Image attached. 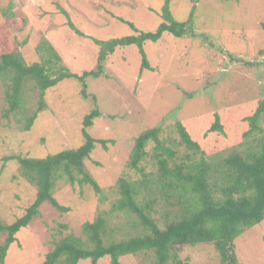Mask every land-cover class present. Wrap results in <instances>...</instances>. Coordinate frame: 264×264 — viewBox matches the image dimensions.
I'll return each mask as SVG.
<instances>
[{"label":"rangeland","instance_id":"obj_1","mask_svg":"<svg viewBox=\"0 0 264 264\" xmlns=\"http://www.w3.org/2000/svg\"><path fill=\"white\" fill-rule=\"evenodd\" d=\"M164 0H0V25L3 10L10 7L15 21L7 24L9 45L19 50L26 63L40 61L39 44L46 40L59 55V64L71 72L96 69L98 45L94 39L107 40L140 31H154L163 20ZM176 20L192 13V27L205 34L176 38L165 32L157 42L143 44L152 70H140V55L135 45L116 47L103 64V73L87 77V97L81 84L64 79L45 90L44 105L28 130L25 117L38 108V90L27 81L24 105L8 112L0 77V222L12 223L20 217L36 194L35 186L21 173L15 159L7 155L44 157L83 142V116L93 107L100 115L86 131L98 139H111L106 148L99 143L84 159V169L98 184L95 192L88 183L69 184L59 179L53 196L69 207L58 212L48 202L26 227L16 233L5 256V264H40L54 242L71 232L83 238L81 227L92 221L98 211L109 210L118 197L115 184L125 174L138 176L128 167L134 139L144 129L159 126V138L175 150V161L186 155L205 157L225 155L249 140L245 119L264 98V0H169ZM132 22L135 29L122 22ZM81 31L75 33L68 22ZM42 51L41 54H44ZM230 53L242 62L230 61ZM6 114V115H5ZM217 114L223 132L210 131ZM176 122L182 123L198 142V152L181 143ZM264 130V121H260ZM264 133V131H263ZM153 143L148 145V151ZM156 160L150 156L139 165L156 173ZM115 215H119L115 216ZM115 222L126 223L122 212H114ZM118 221V222H117ZM65 226V227H63ZM124 230L119 235H124ZM5 235L0 234V243ZM242 264H264V220L248 228L234 242ZM182 264H216L212 244L186 246L179 253ZM120 264H152L150 253L124 255ZM77 264H89L88 259ZM97 264H110L103 256Z\"/></svg>","mask_w":264,"mask_h":264},{"label":"trees","instance_id":"obj_2","mask_svg":"<svg viewBox=\"0 0 264 264\" xmlns=\"http://www.w3.org/2000/svg\"><path fill=\"white\" fill-rule=\"evenodd\" d=\"M192 13L185 20H176L170 12L169 0H164L160 12L163 20L154 31H140L137 35L107 40L94 39L98 45L96 69L79 74L58 63L59 55L46 40L36 50L40 53V61L26 63L21 52L11 48L7 41V24L14 22L15 16L10 7L5 8L0 25V77L5 85L4 99L8 112L13 113L24 105L23 92L27 81L33 83L39 97L38 108L24 118V130L30 128L43 107L45 90L62 80L73 78L79 81L81 95L86 98V78H97L103 73L104 61L116 47L135 45L140 55V70H152L144 42H157L165 32L176 38L205 39L204 33L196 32L192 27ZM121 21L135 29L132 22ZM68 26L84 36L70 21ZM42 51L45 53L41 54ZM228 56L232 62L254 65L230 53ZM99 115L95 106L83 116V142L76 148H65L44 157H2L3 162L15 159L19 163L22 175L35 186L36 194L20 217L9 224L0 222V234L5 235L0 243V264H5L7 249L16 241V233L38 214L42 203L48 202L58 212L69 210L53 196L59 179L71 185L88 183L95 192L101 191L84 169L83 162L96 143L106 148V143L113 142L111 139L93 138L86 131ZM245 119L249 128L244 137L250 139L238 144L240 148L223 156L214 154L208 158L202 152L198 157L186 155L185 160L178 162L175 161V150L160 140L159 126L142 130L134 139L128 161V167L138 178L121 175L115 184L118 197L109 210L98 211L92 221L82 224L83 238L71 232L59 237L40 264H77L82 259H88L89 264H97L103 256L109 257L110 264H120V257L139 253L152 254V264H182L179 253L184 247L202 243L213 245L218 256L216 264H242L235 252V239L264 220V130L260 126V121H264V98L256 102ZM175 126L181 143L198 152L199 144L186 127L180 122ZM209 130L223 132L217 114H214ZM150 142L153 143L151 155L147 150ZM147 156L156 160L155 174L146 173L145 168L139 165ZM114 212H122L127 222H119L117 226L112 220L119 215L114 216ZM123 230L124 235H119Z\"/></svg>","mask_w":264,"mask_h":264}]
</instances>
